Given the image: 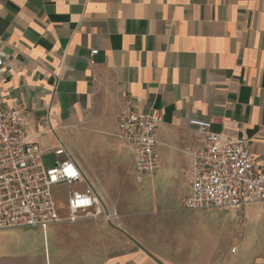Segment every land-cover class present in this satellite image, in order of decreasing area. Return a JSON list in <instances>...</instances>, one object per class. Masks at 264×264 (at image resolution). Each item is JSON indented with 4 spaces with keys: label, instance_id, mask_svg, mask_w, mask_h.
Wrapping results in <instances>:
<instances>
[{
    "label": "crops",
    "instance_id": "0c3cea01",
    "mask_svg": "<svg viewBox=\"0 0 264 264\" xmlns=\"http://www.w3.org/2000/svg\"><path fill=\"white\" fill-rule=\"evenodd\" d=\"M0 54V103L20 110L48 165L63 142L80 189L117 213L0 230V264H264V202L182 203L200 140L192 118L247 136L264 165V0H0ZM130 111L164 118L151 176L117 137ZM57 189L68 187L55 188L66 217Z\"/></svg>",
    "mask_w": 264,
    "mask_h": 264
},
{
    "label": "built area",
    "instance_id": "2783aa9c",
    "mask_svg": "<svg viewBox=\"0 0 264 264\" xmlns=\"http://www.w3.org/2000/svg\"><path fill=\"white\" fill-rule=\"evenodd\" d=\"M98 50H93L95 55ZM2 54H0L1 65ZM1 71V68H0ZM162 113L130 111L121 114L117 137L135 152L139 177L153 175L159 163L158 129ZM200 137L191 152L187 209L241 208L264 202V165L250 151L247 136L233 137L214 132L212 121L192 118ZM53 162L45 161V150L29 138L25 117L15 106L0 103V230L40 227L81 218L111 220L103 200L80 189L85 177L63 142L53 148ZM68 187V215H60L55 188Z\"/></svg>",
    "mask_w": 264,
    "mask_h": 264
},
{
    "label": "rangeland",
    "instance_id": "374dc122",
    "mask_svg": "<svg viewBox=\"0 0 264 264\" xmlns=\"http://www.w3.org/2000/svg\"><path fill=\"white\" fill-rule=\"evenodd\" d=\"M106 148H107V150L105 152H107L111 156H114L113 149H111V145H108V147L106 146ZM49 158L50 157H48V159ZM110 177L111 178L109 179V181L106 182V186L110 191H109V194L108 193L104 194V197H103L104 202H114V175H112ZM155 178H156V176H155ZM56 195L60 201L64 202L66 199V196H67V192L65 189H57ZM111 196L113 199L111 198Z\"/></svg>",
    "mask_w": 264,
    "mask_h": 264
}]
</instances>
